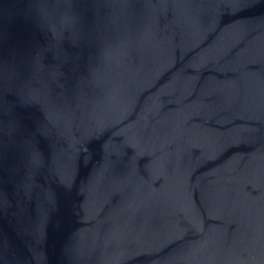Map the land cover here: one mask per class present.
I'll return each mask as SVG.
<instances>
[{
  "label": "water",
  "instance_id": "obj_1",
  "mask_svg": "<svg viewBox=\"0 0 264 264\" xmlns=\"http://www.w3.org/2000/svg\"><path fill=\"white\" fill-rule=\"evenodd\" d=\"M0 264H264V0H0Z\"/></svg>",
  "mask_w": 264,
  "mask_h": 264
}]
</instances>
